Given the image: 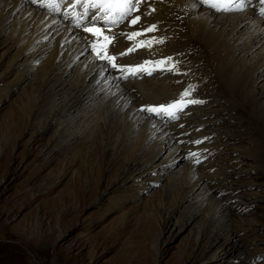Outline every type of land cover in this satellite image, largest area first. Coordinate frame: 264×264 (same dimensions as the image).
Wrapping results in <instances>:
<instances>
[{"label": "bare ground", "instance_id": "6f19581e", "mask_svg": "<svg viewBox=\"0 0 264 264\" xmlns=\"http://www.w3.org/2000/svg\"><path fill=\"white\" fill-rule=\"evenodd\" d=\"M253 2V5L248 6L247 2L239 8L236 4L232 11H215L200 0H166L156 2V9L150 14L148 11L144 13L147 23L159 22L161 29L158 33L165 32L168 36L167 42L170 43L164 53L184 49L187 52V44L194 45L196 41H199L196 47L201 48L204 44L212 52L211 60L205 51L202 53L203 61H207L204 66L211 69L202 80L212 73L216 78L215 82H211L214 89L207 93L203 91V97L209 101L224 98V104L231 103L227 107L203 103L188 107L177 118L167 121H158L146 115L139 111V106L172 97L178 89L175 83L177 76H161L156 72L132 80H129L130 77H118L92 53L83 30L90 24L87 19L77 17L75 20L71 14L51 12L28 0H0V50L3 49L0 64L10 50L15 49L13 60L0 73V84H7L3 90L8 93L12 87L21 84L30 72H34L32 83L29 82V85L32 84L30 92L39 87L36 94L40 99L30 114L41 120L44 117L50 121L62 119L59 126L64 128V137L58 143L59 149L65 148L77 137L87 135L90 140L94 132L105 133L107 149L113 151L116 158L124 156L125 184L130 179L138 180L158 165L165 166L167 170L171 167V164L168 165L171 159L175 162L184 159L180 167L169 173L171 183L175 182L179 190L177 202L186 207L191 205V219L201 213V206L205 204L209 207L211 219L222 213V221L215 231L228 230L229 237L222 251H215L213 258L218 259L224 253L236 254L244 250L238 241L243 236L238 232L235 234L234 230L240 220L232 217L229 205L233 202L219 195L224 188L233 190L236 177L244 176L246 172L236 174L247 167H256L259 178L264 182V157L260 156L264 152V81H259L264 74V10L258 0ZM171 16L176 17L172 20ZM115 38L120 46L112 47L114 52L122 51L129 44L124 34L116 33ZM188 57L189 70L197 68L199 65ZM15 69L16 75L11 77ZM27 89L24 88V91ZM220 89L226 95L221 96ZM238 109L242 113L234 114ZM225 116L235 118L236 122H226ZM203 123V126H198ZM253 133L255 138L251 136ZM203 136L207 139L198 146L210 149L204 154V163L207 164L200 161L193 163V157L185 156L187 148L181 140ZM251 143H255V147H251ZM161 153L165 154L160 156ZM250 154L256 155L248 160L246 156ZM237 165L244 166L237 167L236 171L230 169ZM113 169L114 166L109 168L110 171ZM223 169H226L225 172ZM65 173L66 169L59 177ZM154 179L156 177L150 180ZM196 187L198 192L194 193ZM230 196L232 200L244 197L237 192ZM73 198L76 200L77 196L70 197ZM59 215L62 216L61 212ZM190 223L193 228V221ZM195 233L199 239L204 230L197 229Z\"/></svg>", "mask_w": 264, "mask_h": 264}, {"label": "rangeland", "instance_id": "374dc122", "mask_svg": "<svg viewBox=\"0 0 264 264\" xmlns=\"http://www.w3.org/2000/svg\"><path fill=\"white\" fill-rule=\"evenodd\" d=\"M247 2L248 6L254 3ZM73 17L77 19L76 14ZM171 17L173 20L176 16ZM196 43L199 45V41ZM196 43L187 44L188 60L199 65L190 69L189 77L200 82L202 91L196 95L203 97L214 89L211 82L216 78L212 73L202 80L211 72L204 66L207 61H203L202 53L205 51L211 60L212 52L202 43L201 48L196 47ZM14 52L11 49L1 62L0 73L7 69ZM16 72L13 70L11 77ZM32 76L34 72L8 93L3 90L7 84H0V264H264V182L256 167L238 172L236 175L246 174L236 177L233 190L224 188L219 195L233 202L229 205L235 215L232 217L240 220L234 230L243 236L238 241L244 250L215 259L213 254L225 247L229 231H215L222 213L211 219L206 204L191 219V205L178 203L179 190L175 182L171 183L169 173L184 159H171L167 170L158 165L125 184L124 156L116 158L107 149L105 133L94 132L90 140L87 135L77 137L59 149L58 143L64 137V128L59 126L62 119L50 121L43 115L41 120L30 114L40 99L36 94L39 87L30 92ZM259 81H264V74ZM219 93L226 95L223 89ZM224 100L219 97L204 105L231 104H224ZM234 112L242 113L239 109ZM224 119L236 122L233 117ZM251 136L255 138L256 134ZM251 144L255 147V143ZM253 155L246 157L250 160ZM260 156L264 157L263 151ZM244 165L230 169L236 171ZM65 169L66 173L59 177ZM154 177V181L150 180ZM233 192L244 197L232 200ZM73 195L76 200L70 199ZM197 229L204 230L199 239Z\"/></svg>", "mask_w": 264, "mask_h": 264}, {"label": "snow or ice", "instance_id": "6c2138e0", "mask_svg": "<svg viewBox=\"0 0 264 264\" xmlns=\"http://www.w3.org/2000/svg\"><path fill=\"white\" fill-rule=\"evenodd\" d=\"M35 2V0H33ZM142 0H75V4H72V0H68V3L73 7L79 6L80 8H83L84 11L77 13V16L82 17L83 19H90L93 23L92 26H87L84 28V31L87 33L95 34L97 36L103 35V28L100 26H97L95 24L96 20H101L103 23H113V24H120L125 21H127L131 25H135L139 22L141 19L140 16H135L132 19H128L131 16V13L133 11H138L137 5L141 3ZM204 2L211 3L212 6L217 11H232L234 10L232 7H216L217 4H232L233 0H204ZM88 5L87 8H85V5ZM246 4V0H240L239 5L237 8L242 7ZM51 6V5H50ZM54 10H59L58 6ZM152 11H155L154 9ZM150 14V13H149ZM115 16L116 19H112V17ZM156 25H151L147 29L144 30V32L153 31L156 29ZM144 34L143 32H134L130 34V38L133 36H139ZM104 39L107 41L110 38L107 36H104ZM162 42V41H160ZM93 51H95V45L92 46ZM133 51V49H128L126 52L121 53L120 55H126L129 52ZM96 56L99 57L102 61H114L116 57L112 56H101L99 52L95 53ZM166 60H172L171 57L166 58ZM152 63L151 61H145V64ZM155 63L164 64L165 60L157 61ZM112 68H118L120 71H125V68L123 66H117L115 63H111L107 65ZM137 69L142 70V66H135ZM135 72H130L129 75H135ZM129 75H125L123 78L128 79ZM190 95V91L188 89H185L183 93L180 94V100L174 101L168 105H158V106H148L144 107L142 106L139 111L146 112L149 116L152 115H163L167 114L170 119L177 118V113L183 111L184 107H187L188 104H199L204 103L202 100H188L186 103L182 104L183 98ZM169 109H175V111H168ZM207 139V138H205ZM202 141H194L193 143H201ZM192 157L198 156V153H191ZM197 163H199V160H196Z\"/></svg>", "mask_w": 264, "mask_h": 264}]
</instances>
